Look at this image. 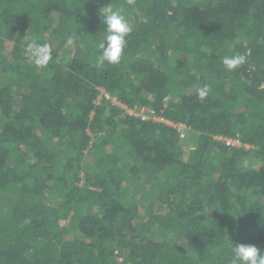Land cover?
<instances>
[{"label": "trees", "instance_id": "16d2710c", "mask_svg": "<svg viewBox=\"0 0 264 264\" xmlns=\"http://www.w3.org/2000/svg\"><path fill=\"white\" fill-rule=\"evenodd\" d=\"M109 4L131 31L101 64ZM232 243L264 250V0H0V264H232Z\"/></svg>", "mask_w": 264, "mask_h": 264}, {"label": "clouds", "instance_id": "9594fccd", "mask_svg": "<svg viewBox=\"0 0 264 264\" xmlns=\"http://www.w3.org/2000/svg\"><path fill=\"white\" fill-rule=\"evenodd\" d=\"M134 0H128L133 3ZM100 17H103L104 37L99 42V62L107 61L110 64L119 63L126 43L125 37L131 31V26L122 10L113 8L110 4L101 7ZM67 45L73 43V39L66 41ZM25 53L36 66H46L52 59L51 48L47 43H40L36 40L29 41L25 46ZM244 55L225 56L222 63L228 70L235 69L245 62ZM208 93V87L204 86L198 90V98L203 99ZM232 264H264V250L255 245L247 243L233 244L230 249Z\"/></svg>", "mask_w": 264, "mask_h": 264}, {"label": "built area", "instance_id": "2783aa9c", "mask_svg": "<svg viewBox=\"0 0 264 264\" xmlns=\"http://www.w3.org/2000/svg\"><path fill=\"white\" fill-rule=\"evenodd\" d=\"M103 98L110 100V102L113 105L117 106L121 110L122 115H128V116L140 118L142 120H150L156 123H161L164 126H167L170 129L174 130L177 136L179 137V139L182 141H184L188 135L189 128L184 122L174 121L168 117H165L162 114H157L152 109H147L143 106L142 107L128 106L127 104L118 100L116 97L111 96L104 89H100V92L98 93L95 102L98 104L100 103L99 100H102ZM88 133L90 132L88 131ZM213 137L214 139L223 142V144L227 146L250 148V144L243 142L241 138H239L238 136L231 137V136L215 135Z\"/></svg>", "mask_w": 264, "mask_h": 264}, {"label": "rangeland", "instance_id": "374dc122", "mask_svg": "<svg viewBox=\"0 0 264 264\" xmlns=\"http://www.w3.org/2000/svg\"><path fill=\"white\" fill-rule=\"evenodd\" d=\"M99 102H101V100H99ZM94 140H95V138H94V136H92L91 138H90V140H89V146H90V144H92L93 142H94ZM184 148H185V146H184ZM87 151V150H86ZM86 151H85V153H86ZM91 162V158H90V156H88V154H86L84 157H83V159H82V162H81V171H80V176L82 177L83 175H84V172H83V165L84 166H87L88 165V163H90Z\"/></svg>", "mask_w": 264, "mask_h": 264}, {"label": "crops", "instance_id": "0c3cea01", "mask_svg": "<svg viewBox=\"0 0 264 264\" xmlns=\"http://www.w3.org/2000/svg\"><path fill=\"white\" fill-rule=\"evenodd\" d=\"M189 138H188V135H187V137L185 138V140H184V143H186L187 142V145L190 147V148H192L193 146H191L192 144H189L188 142H189Z\"/></svg>", "mask_w": 264, "mask_h": 264}]
</instances>
